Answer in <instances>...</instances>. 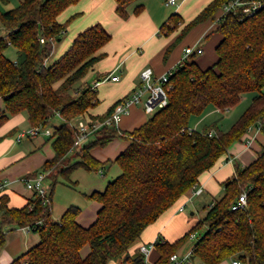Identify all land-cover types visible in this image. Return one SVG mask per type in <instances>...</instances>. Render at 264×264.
Masks as SVG:
<instances>
[{
	"label": "trees",
	"instance_id": "obj_1",
	"mask_svg": "<svg viewBox=\"0 0 264 264\" xmlns=\"http://www.w3.org/2000/svg\"><path fill=\"white\" fill-rule=\"evenodd\" d=\"M79 1L23 0L0 15V98L5 103L0 111V128L21 113L27 114L30 127L45 128L55 116L62 119L54 133L55 157L41 169L50 172L48 179L53 181L51 202L44 204L34 195L23 208H10L9 197H1L0 251L8 226H33L40 237L37 245L11 264H108L128 255L143 232L198 185L200 176L212 169L250 127L260 126L264 134L262 9L248 18L225 15L206 37L221 36L215 50L216 63L202 68L196 61L197 54L186 59L170 77L168 105L144 125L131 132L107 126L98 132L100 137L95 135L83 147H76V130L71 124L79 119L104 120L118 104L103 116H90L99 100L97 91L85 79L105 57L100 51L112 40L102 25L80 33L59 60L51 66L47 63L70 22L62 24L58 18ZM115 1L117 13L127 18V7L135 0ZM229 1L214 0L184 28L182 36L200 23L215 20ZM180 20L176 14L171 16L162 30L172 31L171 25L176 28ZM9 47L17 50L15 61L6 56ZM248 93L255 94L252 103L228 132H222L218 124L202 132L190 128L192 117H202L210 107L226 111ZM115 138L129 145L114 162H101L92 156L93 148L104 147ZM70 154L79 161L66 166ZM111 163L119 165L121 174L103 192L86 196L101 205L96 222L88 228L81 226V209L73 206L55 221L52 196L58 177L70 181L78 168L99 172ZM223 188L224 197L181 239L155 242L159 257L153 264H171V257L201 230L204 232L193 249V259L201 264H221L231 259L242 264H264V150L250 166L236 164L235 175L223 183ZM244 193L246 210L233 211ZM87 246L90 253L83 257L82 250ZM128 259L133 264H145L141 255Z\"/></svg>",
	"mask_w": 264,
	"mask_h": 264
},
{
	"label": "crops",
	"instance_id": "obj_2",
	"mask_svg": "<svg viewBox=\"0 0 264 264\" xmlns=\"http://www.w3.org/2000/svg\"><path fill=\"white\" fill-rule=\"evenodd\" d=\"M213 1L179 0L175 6H169L167 5V0H135L127 7L128 17L122 18L117 13L118 5L115 0H81L61 14L58 18L60 23L64 24L70 21L64 36L66 37L70 31V37L68 36L69 40L66 44L65 52L60 55V58L67 52L74 39L80 33L96 24L102 25L112 35V40L100 51V53L105 54V57L94 66L91 82H89L90 80L88 81L91 86L97 81L101 82L96 89L99 104L90 110V116L105 115L113 106L141 87V74L146 69H152L155 76L159 77L175 71L185 61V52L189 47H200L203 49V53L196 58L197 63L202 68H208L215 64L217 61L215 50L221 41V36L214 34L208 39L206 37L217 27L222 12L217 14L215 20L200 23L182 36L184 28L196 19ZM16 7L11 0L8 3H3L0 0V15ZM138 8L141 9L139 12L137 11ZM175 14L181 19L178 26L175 28L174 25H171L172 31H163L162 27L168 24L171 16ZM169 48H171L170 52H168ZM212 51H214L213 55L211 54ZM208 53L211 54L210 57H208ZM200 56L203 57L198 59ZM47 63L49 64V60ZM113 76H117L119 79L117 81L110 80L109 78ZM245 95L247 94L242 96V100ZM254 97L255 94H253L251 101H253ZM136 106L134 105L133 109L124 115L119 122L118 127L122 131L128 130V132H131L148 121V114L145 109L143 110ZM4 107V100L0 98V111ZM233 108L221 112L225 114ZM29 128L31 127L26 113L11 117L0 128V184L8 183L5 190L0 193V202L1 197L7 195L10 208H23L27 205L28 200L33 198L34 194L31 191L29 193L26 191L27 188L22 179L37 174L48 160L55 157L53 149V140L55 138L52 130L51 136L41 135L18 141V135ZM190 128L198 131L191 126ZM118 140L121 139L115 138L104 147L93 148L91 150L92 156L96 159H101L100 161L103 162L111 160L110 157L116 159L129 145L126 141L119 142ZM115 143L118 144L116 147ZM111 147L117 149L112 151L115 152L114 154L107 153L108 155L110 154L108 159V157L106 158L107 155L103 153L111 150ZM263 150L264 134L254 126L240 141L230 146L228 153L220 158L212 169L200 176L197 188L202 189L201 194L195 195L193 188L155 224L149 226L143 232L140 239L130 248L128 255L117 260H111L108 264H133L128 257L142 256L140 247H150L152 245L148 263L153 264L159 257L154 247L157 240L175 243L200 221L188 217L186 214L187 207L190 205L192 210L198 213L201 207H205L208 203H210V208L216 202L214 201L216 195L222 193L224 189L223 183L235 175L236 164L242 167L250 166L259 158ZM105 172L103 170L100 173L105 176ZM94 192H100V190H94L84 195L86 197ZM86 199L89 201L88 205L84 209L78 207L81 209L78 223L88 228L96 222L101 205L96 201L89 200L87 197ZM70 207H67L66 210ZM207 211L205 209L202 219ZM194 215L195 212H192L191 216L193 217ZM23 228L8 226L4 229L8 234L6 243L0 251V264H11L40 242L38 233L27 232ZM194 235V237L190 238L191 240L201 236V234L198 235L197 233ZM197 241L188 250L185 244L178 251V254L183 256L192 251ZM83 250L82 256L86 257L90 253V249L87 250L86 254L83 253ZM235 260L237 259L226 260L221 264H230V261H232V264ZM194 261L196 262V260ZM198 263L201 264L199 261ZM240 264L242 263L240 262Z\"/></svg>",
	"mask_w": 264,
	"mask_h": 264
},
{
	"label": "built area",
	"instance_id": "obj_3",
	"mask_svg": "<svg viewBox=\"0 0 264 264\" xmlns=\"http://www.w3.org/2000/svg\"><path fill=\"white\" fill-rule=\"evenodd\" d=\"M179 0H167V5L175 6ZM264 9V0H230L222 8V14L218 21L227 15H242L243 17H252L259 11ZM2 34V29H0V35ZM41 43H44V40L41 39ZM203 53V49L200 47H189L185 52V60L190 56L197 54L200 55ZM174 72V71H173ZM173 72H169L163 76H155L152 69H146L141 74L142 86L136 89L130 96L120 101L114 112L110 117L105 118L104 120H78L73 122L71 125L76 130V140L74 145L76 147H83L92 137L95 135L100 137L98 134L105 127L118 126L122 117L130 111L133 105L139 104L142 102L143 98L147 96V100L144 103L145 112L147 114L153 113L156 109H163L168 105V95L170 91L169 80ZM110 80L117 81L119 78L113 76L109 78ZM108 80V79H107ZM101 84L100 81H97L92 86L93 90H96L97 87ZM260 130V126H256ZM252 127L248 129L251 131ZM41 135L51 136L52 131L50 129L38 126L31 127L28 130L21 132L18 135V141L28 137H39ZM212 135V133L210 134ZM102 172V171H100ZM50 172L48 171H39L35 176L24 177L22 179L26 188L31 191L35 197L41 198L44 204H49L51 202L50 197V187L45 184V181L49 178ZM8 183L4 182L0 184V193H2ZM195 195L202 193V189H198L197 185L194 187ZM247 208V195L246 193L242 194L239 197L238 202L232 207L233 211L246 210ZM41 224V223H39ZM27 232H32L34 230L33 226L24 227ZM195 235H192L194 237ZM191 237V238H192ZM152 246H141L140 253L144 257L145 264L148 263V257L151 251ZM171 264H199L196 263L193 259V250L189 253L181 256L176 253L170 259ZM232 264H240L238 260L233 261Z\"/></svg>",
	"mask_w": 264,
	"mask_h": 264
},
{
	"label": "rangeland",
	"instance_id": "obj_4",
	"mask_svg": "<svg viewBox=\"0 0 264 264\" xmlns=\"http://www.w3.org/2000/svg\"><path fill=\"white\" fill-rule=\"evenodd\" d=\"M21 1L22 0H11L14 6H19ZM69 35H70V31L68 35L62 39V41L57 42L55 44L53 54L49 59V64H48L49 66L54 64L56 60H59L60 55L63 54V52H65V47L70 37ZM213 53L214 51L211 52L212 55ZM211 54L208 53V57H210ZM6 56L12 61H15L18 58L17 50L14 47H9L6 51ZM202 57L203 56H200L198 59H201ZM91 76H93V70L89 72L85 81L88 82L92 78ZM89 82H91V80ZM263 93H264V90H263ZM252 97H253V94L251 93L245 95L243 100L237 106H235L232 110H230L228 113H225V114L221 111H218L214 107H210L208 108V110L202 117H192L190 120V126L194 129L196 128L199 132H202L206 127H211L214 124H218V127L220 130L228 131L233 126V124L240 118V116L245 112V110L249 107V105L252 102L251 101ZM146 100H147V96L143 98L141 103L136 104L137 106L136 105L135 106L142 108L144 110L145 109L144 103ZM133 107L134 105L131 107L130 111L133 109ZM159 110L160 109H156L153 113L148 114V120ZM74 122H77V120H75ZM61 124H62L61 119L58 116H55L54 118H52L49 125L45 128L50 129L53 131V133H55L56 129L59 128ZM118 141L123 142L124 140H118ZM116 145L118 144L115 143V147ZM115 149L111 147V150L103 154L107 155L106 156L107 158L110 155V154L108 155L107 153L114 154L115 152H112V151H114ZM110 159L111 160L109 161H112V162L115 161L113 157H110ZM100 160L101 159H99V161ZM78 161H79V158H77L75 154H70L68 162L66 163V166L69 164H75ZM107 161H104V162H107ZM103 170L106 171L105 176H102L100 173V171H103ZM100 171L99 172H89L85 169L78 168L71 174L70 181L66 180L62 175L58 177L57 182L54 187V193H53V214L52 216L55 221H58L61 218V216L65 212L64 210H66L67 207L77 206V207L84 209L89 203V201L86 199L84 195L85 193H90L91 191H94V190H100V192H103L105 190V186L109 182H113L121 174V168L116 163L108 164L104 169H101ZM52 182L53 181L51 179H47L45 181V184L50 187V184ZM26 191L28 193L30 192L28 189ZM224 194L225 192L223 189L220 195H216L214 201L221 200L224 197ZM209 204L210 203H208V205H206L205 207L204 206L201 207L199 213L192 210L191 206L189 205L186 209V214L188 215V217L194 218L197 221H199L202 219L203 214H205L204 213L205 209L208 210ZM192 212H195V215L193 217L191 216ZM203 232L204 230H201L200 232H197V234L199 235V234H202ZM198 238L199 236H197L193 240L190 239L185 245L186 249L188 250L189 248H191L194 242L198 240ZM88 249H90L89 246L85 247L83 250L84 251L83 253L86 254ZM196 262L198 263V260H196ZM231 262L232 261H230V264ZM227 263H229V261H227Z\"/></svg>",
	"mask_w": 264,
	"mask_h": 264
}]
</instances>
